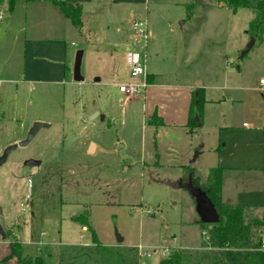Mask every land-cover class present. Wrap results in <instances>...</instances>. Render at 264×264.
Here are the masks:
<instances>
[{
	"label": "rangeland",
	"instance_id": "rangeland-1",
	"mask_svg": "<svg viewBox=\"0 0 264 264\" xmlns=\"http://www.w3.org/2000/svg\"><path fill=\"white\" fill-rule=\"evenodd\" d=\"M197 1L93 0L81 6L78 32L48 1L16 0L9 10L2 0L0 155L33 122L50 124L0 166V225L23 256L42 264H159L172 249L198 250L206 226L195 199L169 184L190 179L202 189L215 168L223 203L255 205L252 213L264 216V27L241 56L252 14ZM137 16L155 81L203 89L192 134L149 125L151 99L118 92L129 81L125 48ZM33 39L65 45L61 82L20 81L24 42ZM77 51L80 83L72 77ZM94 112L103 120L89 119ZM29 159L41 165L25 166ZM253 234L264 242V226Z\"/></svg>",
	"mask_w": 264,
	"mask_h": 264
},
{
	"label": "trees",
	"instance_id": "trees-1",
	"mask_svg": "<svg viewBox=\"0 0 264 264\" xmlns=\"http://www.w3.org/2000/svg\"><path fill=\"white\" fill-rule=\"evenodd\" d=\"M16 0H7L8 9L12 10ZM34 1V0H33ZM48 1L59 7L60 12L70 21L75 29H82L81 6L75 2L63 0H36ZM2 0H0V3ZM232 13L244 8L252 14V19L245 31L248 39L256 38L264 27V0H216ZM188 6V5H187ZM264 98V91H262ZM205 103L202 88L195 89L191 94L190 112L186 128L188 133H194L198 124L194 121V110L199 114L201 106ZM156 121V123H154ZM147 123L159 125L160 120L151 116ZM221 168L210 170L209 178L203 188L213 204L219 221L214 225L206 226V238L201 242L198 250L172 249L162 258L159 264H264V249L261 238H254L253 228L264 226V216L259 218L252 211L256 206L230 205L221 200ZM264 209V206L260 207ZM9 235L6 236L8 238ZM10 257H15L18 264H42L40 257L23 256L22 245L17 239L9 242Z\"/></svg>",
	"mask_w": 264,
	"mask_h": 264
},
{
	"label": "crops",
	"instance_id": "crops-1",
	"mask_svg": "<svg viewBox=\"0 0 264 264\" xmlns=\"http://www.w3.org/2000/svg\"><path fill=\"white\" fill-rule=\"evenodd\" d=\"M63 1L75 2L83 6L82 4L91 3L93 0ZM217 7L224 8L221 3L217 4ZM182 26L184 27V24H182ZM131 41H133V39ZM62 45L61 41H48L46 39L25 40L23 70L20 81L28 84L61 82L65 71L66 51L65 45ZM131 46L132 43H127L125 54L127 49L131 48ZM183 46L185 50L187 46L185 47V44H183ZM147 56L148 45L141 52L143 61ZM145 70L148 86L144 96L141 98L146 102L147 100H151L149 104L145 106L144 117H148L149 119L153 115L156 116L160 120V124L156 127H186L190 112L191 94L197 89L195 87V81L173 84L157 83L155 81L159 76L156 75L157 69L152 68L151 71L148 72L145 66ZM97 80L99 81V79ZM157 100H159V103H157ZM123 101L125 100H122L121 103ZM154 107L155 109L153 111ZM95 147L97 148L96 145ZM82 229H84V227H82ZM9 242L10 241H7L6 238L3 239L0 236V264H18L15 257H10Z\"/></svg>",
	"mask_w": 264,
	"mask_h": 264
},
{
	"label": "water",
	"instance_id": "water-1",
	"mask_svg": "<svg viewBox=\"0 0 264 264\" xmlns=\"http://www.w3.org/2000/svg\"><path fill=\"white\" fill-rule=\"evenodd\" d=\"M197 3L202 4L201 0H198ZM253 43H254V39H250L246 48L243 50L241 56H243L244 54H246L250 50ZM81 56H82V51H77L76 55H75L74 63H73V68H72L73 81L78 82V83H80L84 80L80 74ZM72 112L73 111H71V110L66 112L67 118L72 115ZM98 116H99L98 112H94L93 114H91L89 116V119H93V118H96ZM193 116H194V121L197 124H199L198 114L195 110L193 112ZM99 118H100V120H103V116H99ZM49 127H50V124H48V123H44V122H40V121L33 122L31 127L27 130V133H26V136L24 139L18 141L17 143L10 144L4 148V150L2 151V153L0 155V166L5 163L8 155L12 151L16 150L17 148L26 147L41 128H49ZM197 155H198V152H196L193 155L191 163L195 161V159L197 158ZM39 163H40L39 160L29 159L25 162V166H29V167L30 166H36V165H39ZM169 185L171 187L185 188L190 192V194L195 199L196 213L198 215V218H199V221L201 224L214 225V224L218 223L219 216H218L213 204L211 203V201L208 199V197L206 196V194L204 192H202L198 188L193 187L190 179L186 184H182L181 182H176V183H171ZM0 214H1V211H0ZM0 236L3 239L6 238L5 232H4L1 225H0Z\"/></svg>",
	"mask_w": 264,
	"mask_h": 264
},
{
	"label": "built area",
	"instance_id": "built-area-1",
	"mask_svg": "<svg viewBox=\"0 0 264 264\" xmlns=\"http://www.w3.org/2000/svg\"><path fill=\"white\" fill-rule=\"evenodd\" d=\"M134 32L131 48L127 49L125 54V64L127 66V73L129 81L120 83L117 88L118 92L122 94L128 101L136 97H143L148 86L145 64L141 58V52L146 47L147 33L145 30V23L137 17L132 23ZM261 84L264 83L261 81ZM264 249V242L262 244Z\"/></svg>",
	"mask_w": 264,
	"mask_h": 264
},
{
	"label": "flooded vegetation",
	"instance_id": "flooded-vegetation-1",
	"mask_svg": "<svg viewBox=\"0 0 264 264\" xmlns=\"http://www.w3.org/2000/svg\"><path fill=\"white\" fill-rule=\"evenodd\" d=\"M50 128V127H49ZM24 139V138H23ZM33 160H37V159H33ZM40 161V160H39ZM41 165V161L39 163V165H36V166H40ZM30 167H35V166H30Z\"/></svg>",
	"mask_w": 264,
	"mask_h": 264
},
{
	"label": "bare ground",
	"instance_id": "bare-ground-1",
	"mask_svg": "<svg viewBox=\"0 0 264 264\" xmlns=\"http://www.w3.org/2000/svg\"><path fill=\"white\" fill-rule=\"evenodd\" d=\"M92 150V146H90V151Z\"/></svg>",
	"mask_w": 264,
	"mask_h": 264
}]
</instances>
